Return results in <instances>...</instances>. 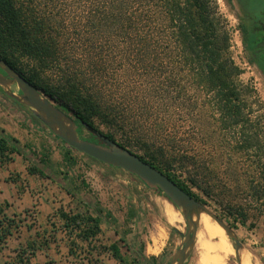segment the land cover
Here are the masks:
<instances>
[{
	"label": "rangeland",
	"instance_id": "1",
	"mask_svg": "<svg viewBox=\"0 0 264 264\" xmlns=\"http://www.w3.org/2000/svg\"><path fill=\"white\" fill-rule=\"evenodd\" d=\"M214 1L218 9L219 29L229 34L231 56L243 73L239 82L245 87L242 92L245 124L236 130L225 129L214 104V93H209L206 86L200 83L196 75L197 68L185 65L176 52L160 50V58L156 61L137 57L139 54L136 51L127 50V44L123 40L125 36L116 34L114 28L106 27L107 24L104 26L102 22L96 30V42L99 48L104 47L99 52H104L103 57L107 61L102 66L109 69L106 81L109 95L113 97L115 107L126 114V123H119L117 126V139L128 145L129 150L148 160L157 159L163 163L167 160L163 153L172 152L178 153L180 158L184 157L185 163L177 162L176 169L183 173L184 179L200 174L198 184L209 193V196H201L207 203L206 207L232 228L243 244L241 254H247L248 264H264V199L260 201L257 193L259 187L264 188V73L257 63L250 61L252 54L243 42L241 31L242 20L245 24L254 23L248 17L250 13L261 20L264 0ZM78 2L72 0L66 3L61 0L63 6L71 5L74 9L79 8ZM76 17L74 13L71 14L72 20ZM76 34H79L78 29L76 32L72 30L68 37L76 38ZM73 43L70 40L65 45L66 49L60 58L62 63L71 62V59L79 61V54L73 56L67 52L74 47ZM164 45L166 44L163 43L161 48ZM50 75V79L56 81L57 75ZM10 89L20 95L18 86H11ZM0 100V132L6 130V135L18 139L23 153L30 158L48 154L49 164H41L40 167L53 180L61 179L62 173L67 171L63 164V154L67 150L64 142L41 124L33 123V113L29 108H25L23 114L15 118L10 110L18 107L5 96L2 87ZM98 124L105 133H113L114 129L111 131L108 126ZM243 127L248 135L255 138L254 148L250 151L238 144ZM123 132L130 136L123 137ZM80 136L86 140L91 138L90 133L85 130ZM74 155L79 170L86 176V172L91 170L88 163L91 160L77 151ZM14 159L21 170L28 171L31 167L24 157L15 155ZM9 171L12 172L13 179L23 184L20 171L18 173L14 168H8ZM113 171L112 179L105 180L103 193L98 196L102 207L113 214L122 231L131 233L130 239L135 236L138 238L139 235L144 244L131 243L133 251L144 250L150 256L159 251L157 239L162 241L171 235L163 260V264H170L172 256L183 246L184 240L178 233L172 235L175 227L168 222L165 213L170 208L168 200L147 189L130 173L121 169ZM4 172L8 175L7 171ZM90 178L93 181L90 182L91 186L96 188L101 185L102 179ZM92 199L97 200V197L90 196L88 201L92 202ZM133 205L140 211L136 221H130L128 217ZM33 208L22 212L21 217H13V209L7 211V216L21 222V228L14 231V235L1 245L0 264L13 263L17 255L25 251L27 242L36 240L39 234L45 236V241L49 244L34 255L27 254L30 264H79V246L72 243L65 245L62 236L64 229L58 217L45 221L42 216L37 218ZM176 210L183 218L180 228L176 229L185 235L187 222L182 211ZM102 227V245L108 246L113 241H118L115 227L109 223H104ZM198 239L201 240L200 233L187 264H202L205 258ZM227 239L231 248L228 262L238 264L235 243L229 237ZM146 246H149L147 250ZM69 248L76 254H69ZM125 252V258L131 262L135 254L130 255L127 249ZM81 258H85V255ZM98 260V264H120L110 253H104Z\"/></svg>",
	"mask_w": 264,
	"mask_h": 264
},
{
	"label": "trees",
	"instance_id": "2",
	"mask_svg": "<svg viewBox=\"0 0 264 264\" xmlns=\"http://www.w3.org/2000/svg\"><path fill=\"white\" fill-rule=\"evenodd\" d=\"M64 1L69 3L72 0ZM76 1H79V8L74 9L71 5L63 6L61 0H0V57L37 89L51 97L61 110L75 117L80 126L79 134L83 130L87 131L83 123L121 147L129 149L128 145L116 137L118 124L126 123V114L115 107L113 97L107 90L109 69L102 66L107 61L106 57H103L104 52H99V49L104 47L99 48L96 42V30L100 22L104 26L107 24L106 27L114 28L116 34L124 35L127 50L136 51L139 54L137 57L156 61L160 58V50L176 52L185 65L197 68L196 75L200 83L206 86L209 93H214V104L225 129L236 130L245 124L242 103L245 87L239 82L243 73L231 56L229 34L219 29L218 9L214 0ZM73 13L77 17L72 20ZM77 29L79 34H76V38L68 37L72 30L76 32ZM241 31L244 44L252 51V26L242 20ZM118 35L117 37H120ZM70 40H73L74 47L67 52L73 56L79 54V61L71 59V62L62 63L60 58ZM163 43L166 45L161 48ZM251 56L250 61L257 63L253 55ZM50 73L57 75L56 81L50 79ZM5 96L19 109L27 108L6 94ZM32 117L33 123L37 122L45 127L35 116ZM98 123L108 126L111 131L114 129L115 132L113 130V133H105ZM244 129L245 127L239 133L241 141L239 140L238 144H241L244 150L250 151L254 148L255 138L248 135ZM90 136L91 142L99 143L93 134L90 133ZM122 136L127 138L130 135L123 132ZM64 145L67 146L63 154L64 162L74 167L77 164L75 150L65 143ZM177 154L163 153V156H167H164L167 160L163 163L157 159L148 160L138 156L207 206L201 196H209V193L198 184L201 180L200 174L184 179L183 173L176 169L175 164L180 161L184 164L185 159ZM15 155L22 156L29 162V174L49 177L40 167L41 164H49V155L35 159L28 157L23 153L19 140L9 137L6 131L2 130L0 168H5L13 162ZM135 178L147 189L164 196L161 191L151 189ZM257 193L260 201L263 200L264 188L259 187ZM83 206L84 208L77 212L66 213L61 210L58 213L63 229L75 238L71 243L79 246L77 242L81 240L91 249L83 251L86 257L83 261L86 260L87 264H98L99 260L93 254L96 249L100 254L110 253L121 264H142L141 261L146 259L144 250L137 251L136 257L129 262L123 258L118 243L106 246L100 242L102 226L108 222L115 227L119 242L127 245L126 238L129 233L120 229L118 220L110 211L104 209L100 202H96L92 208L84 203ZM8 207V203L0 204V245H4L8 238L14 235V231L21 228V222L17 218H9L6 215ZM139 216L140 211L133 205L129 210L130 221H136ZM175 233L177 234V231L173 229L172 235ZM48 244L45 236L39 234L36 240L27 242L25 251L19 253L11 264H30L27 254L34 255ZM70 253L76 254L73 249ZM157 261L158 259L153 257L151 264H156Z\"/></svg>",
	"mask_w": 264,
	"mask_h": 264
},
{
	"label": "water",
	"instance_id": "3",
	"mask_svg": "<svg viewBox=\"0 0 264 264\" xmlns=\"http://www.w3.org/2000/svg\"><path fill=\"white\" fill-rule=\"evenodd\" d=\"M11 86H18L20 95L11 91ZM0 87L5 94L29 108L33 115L58 139L80 154L93 158L107 166L124 170L137 177L148 187L159 190L165 198L176 208L182 211L187 222V233L184 235L175 228L183 238V246L172 256L170 264H186L195 248L201 215L204 213L211 217L235 243V253L238 264H242L240 242L232 228L221 217L210 211L205 205L187 194L181 187L164 173L157 170L148 162L141 159L129 149L121 147L83 124L87 132L93 134L99 143L81 138L76 119L61 110L55 101L42 90L37 89L9 63L0 57Z\"/></svg>",
	"mask_w": 264,
	"mask_h": 264
},
{
	"label": "crops",
	"instance_id": "4",
	"mask_svg": "<svg viewBox=\"0 0 264 264\" xmlns=\"http://www.w3.org/2000/svg\"><path fill=\"white\" fill-rule=\"evenodd\" d=\"M0 101L2 102V100ZM10 111L14 115L15 118L18 115L23 114L22 112H24L23 110L19 108H16V109L12 108V110ZM15 162H16V159H14L13 162H11L7 167L1 168L2 173L0 172V174H2L3 176H0V204L8 203L9 207L6 210V215H7L8 210L13 209L14 210L13 217H21L20 215L22 212H25L29 208L34 207L33 209L37 213V216H38L37 218H40L42 216L43 220L45 221L46 220L50 221V219L54 220L53 217L55 216L58 217V213L61 210L65 211L66 213L77 212L84 208L83 203L92 208L96 202H100V199L98 198V196L100 195V193H103V190H104L102 189L104 185L103 183L105 182L106 179H112V176L114 175L113 170H115V168L108 167L107 165L100 166L99 163L91 160L90 162H88L89 166H91V170L89 172H86L87 174L86 176H84L83 172L79 170V165L76 164L74 165V167H70V165H68L66 162L63 161V164L66 166L67 171L62 173L61 179L55 181L50 176L46 178H42L39 175H31L29 174V171L25 169L24 170L19 169L16 166ZM47 163L49 162L47 161ZM8 168L9 169L14 168L18 173L20 171L19 174L22 175L23 184L13 179L12 172L9 171L11 173V176H10V173L8 172ZM4 170L7 171L8 175L5 174ZM90 176L97 177L98 179H102L101 185H98V183H96L98 185L96 188L93 185L91 186L90 182L93 183V181L90 178ZM90 196L92 197L96 196L97 200L93 201L92 199V202H89L88 198ZM24 218H25V215H24ZM24 221H27V220L24 219ZM131 226L132 225H130V228L132 229ZM62 233H63L62 236L64 238L65 245L66 244L69 245L73 240H75L74 236L71 237V235L69 234L67 230H63ZM54 234H56V232L53 233V235ZM130 236H131V233L126 238L127 245H124L123 243L119 242V239L117 242L116 240L112 242V244L118 243L117 245L119 246L120 252L125 260H127L125 258L126 249L130 255H132V253L135 254L134 257H136V253L137 251H139V250L133 251V246L131 243L133 244L142 243L139 235H138V238L135 236V237H131V239H130ZM170 239H171V235L170 236L168 235V237L164 238L162 241L157 239V247L159 251H157V253H152L150 256H147L144 252V254L146 255V259L142 260L141 263L151 264L152 258L156 257L158 259L156 264H163V260L168 251ZM112 244L108 246H111ZM143 244L144 243H142V245ZM150 245L151 244H149V246ZM153 245H156V244L153 243ZM87 246L88 245L86 242H82L81 240H79V264H82V263L87 264L86 260L83 261V259H85L86 257L81 258L82 255H85L83 254L84 250L85 251L91 250ZM98 246L99 244H97V247ZM149 246H146V250L148 249ZM0 247L2 249L1 245ZM70 251H69V254H71ZM93 254L96 259L101 258L103 255V253L100 254L99 250H96V249H94ZM246 257L248 261L247 254H246Z\"/></svg>",
	"mask_w": 264,
	"mask_h": 264
},
{
	"label": "bare ground",
	"instance_id": "5",
	"mask_svg": "<svg viewBox=\"0 0 264 264\" xmlns=\"http://www.w3.org/2000/svg\"><path fill=\"white\" fill-rule=\"evenodd\" d=\"M168 206L170 208L165 210L168 222L173 227L180 228V224L183 221L182 216L170 202ZM199 233L201 235V240L198 239V243L200 241V248L205 255V258H202L203 261L201 260L202 264H230L228 262V256L231 252L230 241L227 239L225 231L218 224L213 222L211 217L204 213L201 215L198 237ZM241 261L242 264H248L244 252L241 254Z\"/></svg>",
	"mask_w": 264,
	"mask_h": 264
},
{
	"label": "flooded vegetation",
	"instance_id": "6",
	"mask_svg": "<svg viewBox=\"0 0 264 264\" xmlns=\"http://www.w3.org/2000/svg\"><path fill=\"white\" fill-rule=\"evenodd\" d=\"M250 14L248 15V17L252 18L250 20H254V23L253 22L252 24L250 23L253 30L252 36L254 39L251 54L256 59V62L258 63L260 70L264 73V13L261 16V20ZM70 116L75 119V117H73L72 115ZM79 129L80 126L78 124V131Z\"/></svg>",
	"mask_w": 264,
	"mask_h": 264
}]
</instances>
